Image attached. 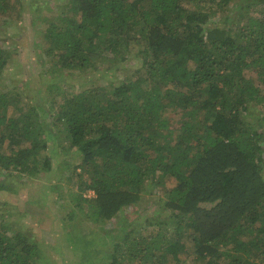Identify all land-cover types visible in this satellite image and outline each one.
Segmentation results:
<instances>
[{
    "label": "trees",
    "instance_id": "1",
    "mask_svg": "<svg viewBox=\"0 0 264 264\" xmlns=\"http://www.w3.org/2000/svg\"><path fill=\"white\" fill-rule=\"evenodd\" d=\"M256 1L263 6L257 15L244 0L235 15L213 22L233 0H67L41 31L45 59L84 71L83 80L98 71L96 57L107 49L138 67L112 90L91 85L65 93L53 76L44 92L49 108L44 97L35 112L7 116L20 96L1 89L12 57L1 44L0 168L32 178L51 171L48 142L36 138L53 124L66 126L69 147L82 160L72 178L80 192L69 191L76 208L63 214L70 202L63 191L53 201L62 220L79 208L103 224L143 191L153 196L163 188L145 218V227H163L142 238L126 230L102 264L145 257L181 264L178 245L187 236L204 264H264V0ZM23 8L22 0H0V23H17ZM170 113L181 126L175 138ZM10 188L0 183V190ZM39 247L0 221V264H47Z\"/></svg>",
    "mask_w": 264,
    "mask_h": 264
},
{
    "label": "rangeland",
    "instance_id": "2",
    "mask_svg": "<svg viewBox=\"0 0 264 264\" xmlns=\"http://www.w3.org/2000/svg\"><path fill=\"white\" fill-rule=\"evenodd\" d=\"M244 0H233L227 6V11L212 16L216 22L227 14H236L237 4H245ZM248 1V0H247ZM256 0H249L251 10L257 15L263 6L255 5ZM24 5L22 18L17 23L10 21L0 23V45L12 52L7 67L1 79L2 91H10L20 96L17 99V111L6 110L7 116L17 115L33 110L34 102H41L48 107V93L44 94L49 78H55V83L61 92H77L89 86H104L112 90L113 84L126 76L133 74L138 67L135 59L119 57L113 54L112 49H107L98 54L96 65L98 71H90L89 78L83 80L84 71L65 70L55 65L51 57L45 59V43L41 42V31L50 22L57 19L62 7L68 3L67 0H22ZM251 4L253 6H251ZM73 7V6H72ZM72 10L73 8L70 7ZM71 14V13H70ZM133 46L139 48L137 44ZM44 61V62H43ZM110 69V72L107 70ZM248 76L255 77L256 72H248ZM31 97V99H26ZM52 108V107H51ZM57 116V110L53 107ZM170 126L174 129L173 138L181 131L174 113H170ZM37 135L36 140L46 139L48 142V154L52 159V170L46 171L40 177L32 178L26 174L15 172L8 173L0 168V183L11 187L0 190V221L12 224L14 231H21L31 240L39 243L42 251L40 262L47 264H102L112 252L116 243L123 242L126 230L133 229L134 237L142 238L150 232L157 230L163 225L147 226L146 216H152L157 206V198L163 196V188L155 189L156 195L151 196L149 192L143 191L142 198L136 204L126 208L122 213L112 220L103 224H97L87 217L85 212L77 208L76 215L71 221L62 220L57 216V209L53 201L56 193L63 191L67 193L68 199L63 204V214L70 208H76V200L69 198L70 190H75L72 183L75 178L74 168L80 164L82 157L69 147L68 131L66 126L53 124L51 127ZM162 141V140H161ZM76 172H80L77 169ZM175 184V179L168 177L166 186ZM53 191H52V190ZM93 191L84 192V196H94ZM158 207V206H157ZM131 219L124 221L125 218ZM153 223L159 222L157 219ZM88 243V256L83 258V248ZM195 246L190 237H184L178 245L181 264H204L195 259ZM93 256L91 255V252ZM127 264H151L150 258L142 260L138 258L126 259ZM172 263V260L171 262ZM169 263V264H170Z\"/></svg>",
    "mask_w": 264,
    "mask_h": 264
}]
</instances>
